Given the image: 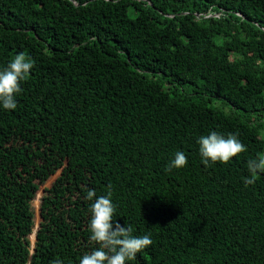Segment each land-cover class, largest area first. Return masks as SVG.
<instances>
[{
    "label": "trees",
    "instance_id": "trees-1",
    "mask_svg": "<svg viewBox=\"0 0 264 264\" xmlns=\"http://www.w3.org/2000/svg\"><path fill=\"white\" fill-rule=\"evenodd\" d=\"M20 53L34 66L0 106V264H79L109 191L114 225L153 241L126 264H264V173L244 183L264 153V0H0V70ZM212 131L246 151L205 166Z\"/></svg>",
    "mask_w": 264,
    "mask_h": 264
},
{
    "label": "clouds",
    "instance_id": "clouds-1",
    "mask_svg": "<svg viewBox=\"0 0 264 264\" xmlns=\"http://www.w3.org/2000/svg\"><path fill=\"white\" fill-rule=\"evenodd\" d=\"M34 61L26 57L24 53L17 54L7 65L0 70V106L6 110H14L17 107L15 94L21 91L20 83L30 74ZM199 153L202 163L208 166L210 162L227 164L233 157L246 151V146L237 138V134L229 133L227 137L216 131L206 136H200ZM187 164V157L182 151L175 153L166 171L172 168H182ZM249 177H245V186L253 185L258 173H264V153H258L255 159L247 162ZM111 191L107 196L96 197L94 189L87 191L86 199L93 201L89 207L90 231L89 240L95 247L91 252L85 253L79 260V264H126L134 260L137 253L143 251L152 244L149 234L142 236L133 235V229L122 226L119 222L115 225V205L111 200ZM51 264H63L62 260H54Z\"/></svg>",
    "mask_w": 264,
    "mask_h": 264
},
{
    "label": "rangeland",
    "instance_id": "rangeland-1",
    "mask_svg": "<svg viewBox=\"0 0 264 264\" xmlns=\"http://www.w3.org/2000/svg\"><path fill=\"white\" fill-rule=\"evenodd\" d=\"M86 133H87V135H86ZM92 133H94V130L91 131L88 128H85L83 135L79 138L80 142L81 141H86L88 139V136H90ZM30 206H31V210L33 211V220H34V224H35V227H36L38 225L39 220H40V217H39V202H38V200L36 199L35 201H33L30 204Z\"/></svg>",
    "mask_w": 264,
    "mask_h": 264
}]
</instances>
